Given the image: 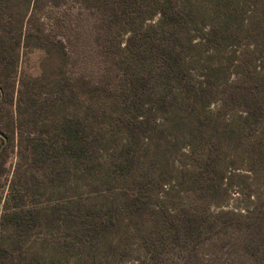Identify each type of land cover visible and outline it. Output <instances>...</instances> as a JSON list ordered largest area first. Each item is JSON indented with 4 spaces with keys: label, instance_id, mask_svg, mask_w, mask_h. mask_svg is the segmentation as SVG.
Masks as SVG:
<instances>
[{
    "label": "trees",
    "instance_id": "obj_1",
    "mask_svg": "<svg viewBox=\"0 0 264 264\" xmlns=\"http://www.w3.org/2000/svg\"><path fill=\"white\" fill-rule=\"evenodd\" d=\"M0 21L44 52L17 116L44 165L2 218L42 252L3 236L1 263L264 264V0H0ZM37 89L61 113L25 122Z\"/></svg>",
    "mask_w": 264,
    "mask_h": 264
},
{
    "label": "rangeland",
    "instance_id": "obj_2",
    "mask_svg": "<svg viewBox=\"0 0 264 264\" xmlns=\"http://www.w3.org/2000/svg\"><path fill=\"white\" fill-rule=\"evenodd\" d=\"M4 34H7V37H11L15 35V31L12 30L11 25L7 22L0 21V37ZM46 34L50 35V38L52 37L51 40H54L58 36V31L53 29L50 23H47ZM12 42L3 40L1 43L0 41V89L2 90L1 96L6 99V104L0 108V241L4 236L5 241L8 243L14 242L18 248L22 249L25 246L30 247L32 253L39 255L42 252L43 237L33 231L34 221L19 223V226L15 229L17 234H19L18 236L13 231V223L10 219L2 225V218L7 212V207L10 208V206L15 204L11 194L13 184L15 182L17 184V181L24 182L27 177L32 182V179L39 177L40 174L36 172V168H41L44 165V160L39 155L35 157L30 152V148L36 145L35 139L39 137L37 135L39 130H43L42 125L39 124L37 129L31 123L23 127V125H19V118L17 117L19 114L18 92L23 84H30L31 87L34 84L33 80L40 76V65L44 58V52L39 49L22 48V46L18 50L14 44L16 42ZM16 53H18L17 57ZM33 93L38 95L39 90H34ZM46 97L48 98V96ZM46 97L45 95L43 97L37 96V101L33 103L34 109L30 108L28 110L26 117L28 119L25 122L27 120L31 122L33 119L44 120V118H50L57 115V111L59 114L61 113L58 107L54 110L49 107L52 103L46 100ZM66 105L67 107L62 109L63 114L67 112V116L76 115V118L80 115L83 123L85 102L82 103L81 100L75 102L73 99H68ZM32 113L34 118L30 116ZM4 138L7 139L5 146ZM48 147L52 148L53 146L49 143ZM27 168H30L31 174L29 173L25 177ZM30 200L34 201V198L23 199L20 203L27 204ZM37 200L40 202V198ZM50 251L51 248L43 247V252L48 254V257L52 255ZM6 260L4 256L0 264L6 263Z\"/></svg>",
    "mask_w": 264,
    "mask_h": 264
},
{
    "label": "water",
    "instance_id": "obj_3",
    "mask_svg": "<svg viewBox=\"0 0 264 264\" xmlns=\"http://www.w3.org/2000/svg\"><path fill=\"white\" fill-rule=\"evenodd\" d=\"M4 139H5V144H4V146H5V145L7 144V139H6V138H4ZM4 146H3V147H4Z\"/></svg>",
    "mask_w": 264,
    "mask_h": 264
}]
</instances>
